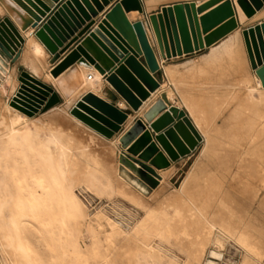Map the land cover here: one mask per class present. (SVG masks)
<instances>
[{
    "label": "bare ground",
    "instance_id": "bare-ground-1",
    "mask_svg": "<svg viewBox=\"0 0 264 264\" xmlns=\"http://www.w3.org/2000/svg\"><path fill=\"white\" fill-rule=\"evenodd\" d=\"M238 9L241 19L245 18L246 15L239 6L237 12ZM261 16H264V12L259 14L258 18ZM243 45H245V42L242 33H235L228 38V42L220 50L219 55L212 51V54L208 58L206 57L204 66H198V69H195L197 72H201L202 68H207L214 74L219 70L215 64L216 60L219 56L225 55L227 63L224 69L227 68L228 72L238 73L244 78L242 83L237 85L234 83L233 86H228L220 92L221 94L212 91L210 94L206 92L208 94L206 96L195 97L189 92L187 83L178 82L180 86L177 92L182 98L183 105L190 110L197 128L192 125L202 136L206 157L213 155V150L215 151L217 148L218 137L213 124L214 118H211L215 113L210 115L207 111L206 113L203 112L202 108L205 107V104H209L213 108L216 106L220 111L229 102H234L235 108H233L232 122H230L231 127L237 129L236 137L238 138H245L244 134H248L251 128L252 132H255L257 128L262 132L264 131V115L255 114L253 110H257L255 108L256 102L251 101L248 97V94H251L253 90L247 89L248 94L245 96L240 94V84L246 87L248 84L255 83L257 88L254 89H257L260 95H258V99L264 101V87L261 80L251 74L246 59V54L248 56L247 49L245 46V53ZM30 46L34 54L40 57L41 52H43L41 51L42 47L40 48L33 37L30 39ZM38 67L34 70H37ZM184 68L186 70L185 72L181 71L182 73L178 72L177 69V71L167 70L171 78H175L176 76L189 74L190 70L187 67ZM88 76L87 71H79L78 76L68 82L70 84L69 91L64 94L67 95V97L65 96L67 106L76 103L84 94L88 93L87 91L94 90L95 83L89 80ZM208 84L212 86L213 82L211 81ZM169 96L173 99L174 94L169 91ZM5 103L2 100L0 108V229L7 238V244H3V242L0 244V251L4 257H16L12 264H67L68 260L72 264H78L80 243L77 232L78 218L86 216L84 204L74 194V189L79 186L88 193L125 198L144 209L145 215L142 216L133 230L130 239L132 246L123 252L128 264H133L139 256H143L145 259H158L166 256L170 258L171 264H179L169 251L156 248L154 242L157 238L170 239L172 237V226L169 224L164 226L162 217L165 215L168 219L165 222L168 223L173 216L179 214V210L169 205L170 201L183 199L190 202L192 197H188L187 194L196 187L199 180V177L193 171L187 175L179 188L167 194L161 202L160 208L151 209L147 206L148 200L141 194L146 197L150 191H153L150 200L157 198L166 188L165 183L169 173H159L162 176L161 187L150 189L135 176L129 167H125L120 163V139L118 143H101L97 145L101 147L104 157L114 155L115 165L111 164L113 161L108 163L104 158H99L100 155L96 154L90 143L84 144L80 140L76 146L79 157H76L71 147L72 137L65 127L61 124L52 125L40 119L29 121L27 118L14 113L13 110L15 109ZM203 104L204 107H202ZM60 111L59 114L54 115L57 116V122L59 120L61 123H66V126L69 125V127L80 130L82 126L80 123L82 122H79L73 115H69L65 109ZM240 119L243 123L239 125ZM85 127L87 126L83 128ZM86 129L88 130V128ZM85 132L89 135L88 139L92 140L93 137L89 133L90 131ZM119 147L120 153L117 155L116 149ZM77 158L79 161H77ZM110 160L108 157V161ZM110 168L113 173H109L108 169ZM259 170L261 172V182L264 185V165H259ZM194 192L195 190L192 193ZM255 192L250 200L255 199L257 195V192ZM165 204H167L168 210L163 211L162 206ZM259 209L264 212V200L260 202ZM258 213L257 211L256 214L250 216L246 209L237 208L233 213H230L231 217H234L233 221L228 220V218L219 221L218 232L210 242L217 249L212 250L210 255L213 258L221 259V249L224 248L225 241L234 238L246 252L240 264H256L255 256L258 259L264 258V222L259 218ZM196 215L198 218L205 216L201 209L197 210ZM240 225H242L241 228ZM183 234H186L185 227ZM0 241H2V238ZM6 246L13 247L11 255L10 252L5 255ZM203 246L204 244L201 247ZM121 258L123 257L121 256ZM8 262L5 261L6 264ZM113 263L117 264L116 262ZM207 264H217V262L209 260Z\"/></svg>",
    "mask_w": 264,
    "mask_h": 264
},
{
    "label": "water",
    "instance_id": "water-1",
    "mask_svg": "<svg viewBox=\"0 0 264 264\" xmlns=\"http://www.w3.org/2000/svg\"><path fill=\"white\" fill-rule=\"evenodd\" d=\"M38 1L41 10L31 13L32 33L50 53L52 63L57 62L52 76L59 77L75 64L89 65L129 106L130 113L114 104L116 97L109 102L88 92L72 107L71 115L106 139L122 134L131 111L138 112L160 87L157 51L162 59L170 60L206 50L242 26L236 16L238 6L248 19L264 8V0L186 2L165 6L132 22L127 13L143 14L141 0ZM242 36L252 70L264 87V21L244 28ZM24 42L9 17L0 19L1 57L15 63ZM19 83L10 106L29 118L62 101L54 87L26 71L21 72ZM200 141L186 112L169 107L160 98L121 136L119 159L154 189L162 179L159 171L190 155Z\"/></svg>",
    "mask_w": 264,
    "mask_h": 264
},
{
    "label": "rangeland",
    "instance_id": "rangeland-1",
    "mask_svg": "<svg viewBox=\"0 0 264 264\" xmlns=\"http://www.w3.org/2000/svg\"><path fill=\"white\" fill-rule=\"evenodd\" d=\"M255 18H258V15ZM248 20L245 17L240 19V22L245 24ZM259 96L254 98L257 110L253 111L256 115H264V101H260ZM233 104L234 102H229L226 107ZM232 114L233 111L225 116V123L220 127L215 126V119L219 113L214 115L212 113L213 117L211 118H214L213 124L216 128L218 144L211 157L205 156V144L199 143L190 155L172 163L175 166L167 177L166 186L163 184L166 188L157 198L150 200L153 191H150L146 197L140 193L148 200V207L151 209L160 208V204L167 194L179 188L191 171L199 177L196 187L187 194L188 197H192L190 202L183 199L169 202V205L179 210V214L173 216L168 223L165 222L168 220L167 217L165 215L162 217L164 226L168 224L172 226V237L170 239L157 238L154 242L156 248L169 251L179 264H207L209 260H213L217 264H240L246 252L234 238L225 241L224 248L221 249V259L213 258L210 255L212 250L217 249L210 242L218 232V222L225 218L233 221L234 217H231L230 213H233L237 208L246 209L250 216L258 211L259 218L264 222V212L259 209L260 202L264 200V185L261 182L259 170V165H264V131L257 128L255 132H252L251 128L248 134H244L245 138L236 137L237 129L231 127ZM239 121V125L243 123L241 119ZM56 124H61L67 129L72 137L71 147L74 155L79 157L76 147L79 143V130L69 127L68 123L66 126V123H61L59 120ZM110 156L107 158L109 157L111 160L106 161L108 163L113 161L111 164H114L116 159L113 158V154ZM77 161H79L78 158ZM108 170L109 173H113L111 168ZM161 185L159 182L157 188H160ZM74 190V194L84 204L86 211L84 218H78L77 232L80 242L78 264H114L113 262L128 264L123 252L132 246L130 239L133 230L145 215L144 209L119 196L88 193L79 186ZM194 190L195 192L192 193ZM254 192L257 195L254 200H250ZM162 207L163 211L168 210L167 204ZM199 209L205 215L203 218H198L196 215ZM225 211H229V213L227 214ZM130 223L132 224L128 226ZM184 227L186 234H183ZM0 234L2 238L0 244L2 242L7 244V238L1 229ZM203 244L204 246L201 247ZM5 249V255L9 254L8 252L10 255L13 253V247L6 246ZM5 257L0 251V264H6L5 261L8 262V260L7 264H12L16 260V257ZM255 257L256 264H264V258L256 257V259ZM67 264H72V262L68 260ZM133 264L171 263L170 258L166 256L158 259H145L143 256H139Z\"/></svg>",
    "mask_w": 264,
    "mask_h": 264
},
{
    "label": "crops",
    "instance_id": "crops-1",
    "mask_svg": "<svg viewBox=\"0 0 264 264\" xmlns=\"http://www.w3.org/2000/svg\"><path fill=\"white\" fill-rule=\"evenodd\" d=\"M116 1H118V0H116ZM206 1H208V0H141V2L143 4L144 13L139 14L137 11H131V12L127 13V17L130 19V21L136 22L138 20H144L145 15L148 16L152 13H158L161 10V8H163L165 6L167 7L170 5L177 4V3H186V2H196L198 5H200ZM112 4L113 3H111L109 6H107L104 9V11L99 14V18L103 17V15L109 10V8L112 6ZM40 6L41 5H40V2L38 0H0V19H2L4 17H9L10 20L13 22V24L17 27V29L20 31V33L25 38V42H24L22 49L20 51V57L18 58V60L15 63L9 61L5 57L0 56V102L3 100V103L6 102L5 104H7L10 107V101L15 96V94L17 93V91L20 87L19 76H20L22 71H26L29 74H31L32 76H34L35 78H37L38 80L42 81L43 83L54 87L56 92L60 95L62 101L59 105L53 107L52 109L48 110L45 113H40V114L36 115L34 118H29L16 109L13 110V112L16 113L17 115H21V116L27 118L29 121H32L34 119H40V120H45L52 125H55L57 123V120H56L57 116H54V115L59 114L61 112L60 110H64V109L67 113H69V115H71L70 110L75 105V102H74L70 106H67V100H66L67 95H64V94H66V92L69 91L70 84L68 82L70 80L75 79L78 76L79 71H87L89 75L92 74L91 80L95 83L94 84L95 85L94 90H89L87 92L91 91L94 94L96 93L95 95H97V96H99V97H101V98H103L109 102H113L112 99H114V97H116L117 100L114 102V104L117 107H119L120 109L126 110L130 113V111H129L130 109H129L128 104L120 96H118L114 92L112 87L109 86V84L98 73V71L95 70L94 68L90 67L89 65L75 64L74 66H72L71 68H69L68 70L63 72L58 79L55 80V78L52 77L50 71L53 69V67L55 66V64L57 62L52 63V57H51L50 53L47 51L45 46L37 38H35V36L32 33L34 29L32 28L33 19H32L31 13H34L37 11L39 12L41 10ZM206 12H208V11H206ZM206 12L199 14L198 17L203 16ZM262 12H264V8L261 11L257 12V14L254 17L261 14ZM236 16H237V20L240 22L241 17L239 15V9H238V12L236 11ZM254 17L249 19L245 24L240 22L242 26L234 32L235 33H242V30L244 28H248L250 26L256 25L257 23H259L261 21H264V16L259 17V18H255V19H254ZM234 32L231 33L229 36L225 37L224 39L220 40L219 42H217L216 44H214L210 48L203 50V51H200V52H197V53H194V54H191L189 56L176 57V58H172L170 60H165V59H162L158 55V51H157V58H158V61L160 64V71L156 74V78L160 83V87L157 89L156 92L152 93L151 97L143 104V106L141 107V109L138 112H132L131 111V114L129 116L128 121L123 126L124 131L122 132V134L114 137L113 139H106L103 136H101L98 133L91 130L89 127L83 128L86 125L82 122V123H80L82 126L79 130L80 142H82L84 144L90 143L93 150L96 152V154L100 155V157L98 156L99 158H102V159L104 158L105 160H108V158H105L103 156V153L101 151V147H98L97 145L101 144V143H105V144H111L113 142L118 143V140L120 139V137L135 123V121L138 118H142V115L150 108V106H152L160 98H162L167 103V105L169 107L177 106V107L183 109L186 112L187 117L190 120V122L195 126V128H197L195 121L191 115L190 110L185 105H183V101L181 100L182 98L179 96L180 95L179 92H177L178 87L180 86V84L178 82L187 83V87L189 88V92L195 97L196 96H202V95L206 96V95H208L207 93L210 94L212 91H214L215 93H216V91H217V93L218 92L220 93V92H222L223 89L227 88L228 86H233L234 83H236V85L239 83H242L244 78L241 77L238 73H236V72L234 73L233 71L228 72L227 68L224 69V66L227 63V57L225 55L219 56L218 59L216 60L215 64H216V67L219 68V70H217V72H215L214 74L211 73L210 70L207 68H202L201 72H197L195 70V69H198V66L199 67L202 65L204 66L206 57L208 58V56L212 54V51H213V53L216 52L215 54L219 55L221 53L220 50L228 42V38L230 36H232L233 34H235ZM32 37L35 39V41L40 46V48L42 47L41 51H43V52H41L40 57L34 54L32 48L30 46V39ZM243 48H244L243 50L246 53L245 45H243ZM216 50H218V51H216ZM69 51L70 50H68L65 54H63L60 59H62ZM246 57H247L246 59L248 61L249 67H250L251 74L253 76H256V74L251 69V65H250L247 54H246ZM34 64L37 66H35ZM37 67L39 70L38 69L34 70ZM184 67H187V69L190 70L189 74L184 75V76H176L175 78H173V77L171 78V76L169 75V71L167 70V69L173 70V71L178 70V72L182 73V72H185V70H186V68H184ZM47 78H49V79H47ZM58 81H60L59 84H58ZM211 81L213 82L212 86L214 87V89L211 85L209 86V84H208ZM256 86L257 85L255 83L248 84V85H246V87H244L242 84H240V87H241L240 94H242V96H245L246 94H248L247 89L253 90V92L251 94H248V97L251 101H254V98L258 96V90L254 89ZM217 89H219V90H217ZM1 90H3V91L1 92ZM169 91L172 94H174V97H173L174 100L169 96ZM1 94H2V96H1ZM1 98H2V100H1ZM206 105L207 104H205V107H204V104L202 105V107H204L205 109L207 108V110L202 108L203 112L206 113V111H207V113H209V114L219 113V116H217L215 119V126H220V127L223 126V124L225 123L224 122L225 116L234 110L233 105L230 107H225L223 109H220L221 108L220 107L219 108L220 111L218 110V108H215V107L213 108L209 104L207 106ZM67 107H68V110H67ZM0 108H1V105H0ZM214 110H216V111H214ZM161 114L159 116H161ZM79 122H81V121L79 120ZM86 128H88V130ZM85 131H90L89 133L92 134V137H93L92 140H90V138L88 139L89 135ZM200 136H201V134H200ZM200 143H203L202 142V136H201ZM116 153H117V155L120 153V147L116 149ZM173 166H175V164L174 165L172 164L168 169L160 171L159 173L160 174L170 173L172 171V169L174 168ZM133 190L136 191L135 189H133Z\"/></svg>",
    "mask_w": 264,
    "mask_h": 264
},
{
    "label": "built area",
    "instance_id": "built-area-1",
    "mask_svg": "<svg viewBox=\"0 0 264 264\" xmlns=\"http://www.w3.org/2000/svg\"><path fill=\"white\" fill-rule=\"evenodd\" d=\"M88 79L91 80V79H92V75H89V76H88Z\"/></svg>",
    "mask_w": 264,
    "mask_h": 264
}]
</instances>
